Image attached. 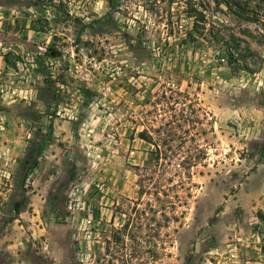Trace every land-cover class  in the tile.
Listing matches in <instances>:
<instances>
[{
	"label": "rangeland",
	"instance_id": "374dc122",
	"mask_svg": "<svg viewBox=\"0 0 264 264\" xmlns=\"http://www.w3.org/2000/svg\"><path fill=\"white\" fill-rule=\"evenodd\" d=\"M0 0V264H264V0Z\"/></svg>",
	"mask_w": 264,
	"mask_h": 264
},
{
	"label": "trees",
	"instance_id": "16d2710c",
	"mask_svg": "<svg viewBox=\"0 0 264 264\" xmlns=\"http://www.w3.org/2000/svg\"><path fill=\"white\" fill-rule=\"evenodd\" d=\"M228 4L229 5H232V4H234V5H236V7L238 8V9H240V10H244V8L243 7H241V5H240V3H235L233 0L232 1H228Z\"/></svg>",
	"mask_w": 264,
	"mask_h": 264
}]
</instances>
